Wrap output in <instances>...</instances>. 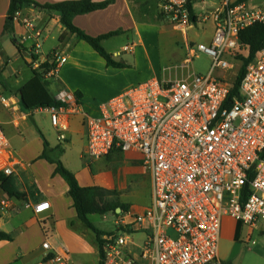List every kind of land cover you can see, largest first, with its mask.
<instances>
[{
	"label": "built area",
	"instance_id": "obj_1",
	"mask_svg": "<svg viewBox=\"0 0 264 264\" xmlns=\"http://www.w3.org/2000/svg\"><path fill=\"white\" fill-rule=\"evenodd\" d=\"M197 1L160 0V14L186 34L196 24ZM213 18L211 43L196 46L212 58L207 75L151 79L103 102L98 116L85 118L87 158L135 153L152 177L150 206L138 214H120L116 231L103 236L104 264H220L224 218L253 229L264 222V48L247 65L233 99V86L214 76L246 56L240 33L264 24V7L223 0ZM14 21L25 30L16 43L29 48L32 70L43 71L48 63L52 69L45 76L55 77L68 58L57 51L43 58L46 31L21 11ZM74 98L63 92L58 97L62 106L45 108L60 143L67 140L72 113L67 105ZM9 150L0 124V175L6 177L15 173L6 157ZM49 209L46 201L34 206L36 214ZM137 232L147 236L141 243L132 239ZM43 248L54 253L55 263L64 264L70 253L64 244L56 249L48 241Z\"/></svg>",
	"mask_w": 264,
	"mask_h": 264
},
{
	"label": "crops",
	"instance_id": "obj_2",
	"mask_svg": "<svg viewBox=\"0 0 264 264\" xmlns=\"http://www.w3.org/2000/svg\"><path fill=\"white\" fill-rule=\"evenodd\" d=\"M31 1L32 5L20 10L22 16L35 19L38 26L46 32L47 29L57 28L61 34L60 50L70 48L71 54H74L76 49L81 47L82 52L79 53H84L81 56L90 57L98 64V68L103 67V70L112 75L114 80L116 78L122 80L123 85L116 89L113 96L110 95L112 97L154 78L178 79L194 72L192 56L196 53V49L191 48L194 46V41L190 40L189 31L184 34L177 30L160 14V0H111L113 2L105 9L74 18V25L92 37L119 32L105 39L102 45L116 62L124 64L123 68L109 67L105 60H99L100 54L66 30L58 12L42 9L48 5L78 0ZM10 3L11 0H0V68L2 73L10 69L15 85L10 86L0 79V124L10 142V150L6 157L11 160L15 170L14 175L9 178L24 198L10 197L1 188L0 183V230L13 237V241L10 242L0 241V264H61L53 262L54 253L43 248L46 241L56 249L61 244L69 249L70 253L64 264H100L96 235L78 218L67 183L60 175L55 174V165L40 159L45 147L38 131L43 134L51 148L62 146L64 153L61 161L75 174L81 186L118 190L120 200L132 205L130 212L134 211L138 214L150 206L151 172L147 167L141 168L137 165L138 161L142 164V159L135 153H114L109 157L92 161L85 156L87 129L84 121L86 116H98L99 106L85 103L83 85L71 79L61 78L60 70L64 66L59 69L60 72L58 71L55 77H51L53 79L51 82L60 85L53 94L57 99L63 92L75 97L72 103L67 105L72 113L68 119L69 129L65 143L58 142L57 134L51 133L45 125L48 118L51 123L50 114L45 108L29 111L24 107L22 89L35 76L30 66L29 48L23 46L20 51L14 43V40L16 41L17 37L24 33L23 25L14 21L13 32L6 33ZM199 4L203 7L197 11ZM207 4V0L196 2L195 26L206 25L209 22L213 30L208 39L209 44L215 34L213 13L218 7L214 3L212 5L214 7H209ZM170 27H173L174 32ZM8 35L13 37L12 42L7 39ZM48 37L49 34L45 41ZM55 51L56 48L47 50L43 47V58H47ZM246 52L247 57V49ZM10 56L13 62L25 60L32 72V77L23 85H20L18 77L21 71L11 65ZM79 57L77 56L78 59ZM78 93L81 94V99L76 96ZM2 98L8 103H3ZM52 127L54 128L53 125ZM117 157L131 166L125 165L117 170L116 165H111ZM143 176H148L145 183ZM145 196L146 200H142L141 197ZM44 201L50 203V209L43 214H36L34 206ZM1 203H4L5 207L1 208ZM117 213L116 217L124 214L119 209ZM228 223L232 224V231L223 232L226 228L224 224ZM236 226L237 221L230 217L224 218L220 239L228 240L232 244V249L236 242L234 240Z\"/></svg>",
	"mask_w": 264,
	"mask_h": 264
},
{
	"label": "trees",
	"instance_id": "obj_3",
	"mask_svg": "<svg viewBox=\"0 0 264 264\" xmlns=\"http://www.w3.org/2000/svg\"><path fill=\"white\" fill-rule=\"evenodd\" d=\"M248 0H239V3H245ZM113 1L96 2L95 0H78L63 2L55 5H48L42 7L44 10L56 11L61 16V23L71 34L75 35L79 41H84L89 44L104 60L107 65L115 68H123V63L116 62L111 54H109L103 47L102 42L119 32H111L99 37H92L86 34L83 30L74 25V18L78 15L88 14L97 10H102L108 7ZM31 0H11L10 8L8 12V18L6 23V33H12L14 28V16L26 6L32 5ZM240 40L248 51V56H240L238 60L243 61L241 70L237 76L236 82L229 95L230 100L233 97L239 95V88L241 81L246 73L247 65L254 59L256 54L264 48V24L253 25L240 33ZM14 43L17 45L16 41ZM18 46V45H17ZM20 50L21 48L18 47ZM21 51V50H20ZM52 67L45 63L42 66L43 71L33 70L34 78L22 89L24 107L33 111L36 109H44L48 107H60L63 105L56 97L49 95L48 91L44 89L45 86L41 85L45 81V74L48 73ZM2 70L0 68V77ZM42 91H46L49 95L48 101L38 102L37 95L44 96ZM46 94V95H47ZM78 99H81V94L76 95ZM44 141V153L40 159H44L49 163L55 165V174L60 175L69 187V194L74 202V208L77 211L78 218L82 221L91 231L94 232L97 238L99 252H100V264H104V256L102 253V238L107 232L101 231L95 227L92 223L90 216L101 215L106 216L109 213L118 215L117 210L120 209L122 213L131 211V204L124 203L120 200V194L118 190H108L101 187H83L78 182L75 174L65 167L61 161V156L64 153L62 146L51 148L49 142L45 139L43 134L38 131ZM1 188L10 196L17 199H23L24 195L18 192L13 184L11 178L4 175H0ZM244 225L241 222H237L234 240L242 243V233ZM0 241H13V237L0 230ZM227 264V263H221Z\"/></svg>",
	"mask_w": 264,
	"mask_h": 264
},
{
	"label": "rangeland",
	"instance_id": "obj_4",
	"mask_svg": "<svg viewBox=\"0 0 264 264\" xmlns=\"http://www.w3.org/2000/svg\"><path fill=\"white\" fill-rule=\"evenodd\" d=\"M207 1H208L207 5L209 7H211L213 3L215 4L216 7H220L223 0H207ZM231 1H237V0H231ZM246 3L250 8L264 7V0H248ZM202 7L203 5L199 4L197 11H200ZM170 28L171 31H173V27ZM188 33L190 40L194 41V48L196 49V46L200 43L208 44L209 41L208 39L212 35L213 30H212V26L208 22L206 25L199 24V26H194L193 29L189 30ZM48 34L49 37L47 38V41L43 42L44 49L48 50L50 48H56V51L59 54H61L62 56H66L68 58L67 63L63 65L64 67L62 66L63 68L60 70L61 78L63 80L71 79L72 81L79 83L81 86L83 85L82 89L86 99L85 103H89L92 106L95 105L100 107V105L103 102H105L106 100L110 99L113 96V93L116 91L117 88L123 85L122 80L118 78L114 80L113 79L114 77L112 75H109L107 72H105V70H103V67L98 68V64L94 62V60L90 59V57L85 58V56H81L82 54H84V53H79L82 52L81 47H78L74 54H71L70 48L63 51L60 50L59 47L61 44L59 39L61 34L60 32H58L57 28H50L49 30L47 29L46 35ZM7 39L10 42H12L13 37L11 35H8ZM27 45L30 46L29 43ZM244 53L247 55L246 51ZM77 56H80L79 59L77 58ZM10 59H11V65L14 68L20 69L21 71V75L18 76L21 82L20 85L25 84L32 77V72L30 68L25 63V60L20 59L17 62H13L12 56H10ZM98 59L102 61L104 60L102 57L99 56ZM84 62H88V63H84ZM192 62H193L194 72L197 75L205 76L207 75L208 71L211 68L212 58L206 54L196 51V53H194L192 56ZM89 63L91 64L89 65ZM241 67H242L241 62L237 60L236 62H233L232 68H230L225 72L217 70L214 76L220 79H224L230 86H233L236 82ZM11 74L12 73L10 69H8L6 70V73H2L0 79L8 83L10 86H14L15 79L14 77H11ZM44 78H45L44 83L43 82L40 83H42L41 85L45 86L44 89L48 91L49 95L51 94L53 96V94L57 92V87H59L60 85H58L56 82L52 84L53 82H51V80L53 79L51 78H47L46 76H44ZM46 91H42L44 96H40L38 94L36 101L38 102L48 101L49 95L46 93ZM45 125L49 128L51 133L57 134L58 136V131L57 129L52 127L49 118L48 121L45 122ZM105 164L108 166V163L105 162ZM111 165H116L118 167L117 170L122 169L125 165L131 166L130 164L129 165L126 164L125 161L123 162V160L120 157L115 158L112 161ZM137 165L141 168L145 167L143 162L141 164L140 161L137 162ZM147 177L148 176H143L142 178L143 182L147 180ZM141 199L146 200V196L144 198L141 197ZM131 213L137 214L134 211ZM116 219L117 217L110 213L106 216H101V215L91 216V221L93 222V224L98 229L105 231L107 233L116 231V224H115ZM224 226L227 229L225 228L223 232L227 231L230 233L232 231L233 226L231 223H228L227 225L224 224ZM262 229H264V222H260L257 225V227L254 229L247 226L244 227L242 234L241 249L232 259H230L232 254V244L228 240L220 239L219 242L220 264L221 263L264 264V232H262ZM146 238L147 236L143 232H137L132 236V239L134 240L135 243H141Z\"/></svg>",
	"mask_w": 264,
	"mask_h": 264
},
{
	"label": "water",
	"instance_id": "obj_5",
	"mask_svg": "<svg viewBox=\"0 0 264 264\" xmlns=\"http://www.w3.org/2000/svg\"><path fill=\"white\" fill-rule=\"evenodd\" d=\"M240 249H241V243L240 242H235L234 246H233V249H232V254H231L230 259H232L238 253V251Z\"/></svg>",
	"mask_w": 264,
	"mask_h": 264
}]
</instances>
